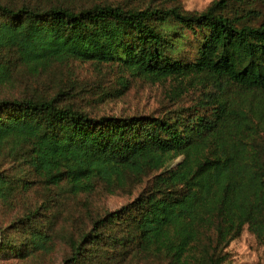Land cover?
I'll return each mask as SVG.
<instances>
[{"label": "trees", "instance_id": "trees-1", "mask_svg": "<svg viewBox=\"0 0 264 264\" xmlns=\"http://www.w3.org/2000/svg\"><path fill=\"white\" fill-rule=\"evenodd\" d=\"M229 1L214 0L198 13L178 5L127 8L98 3L78 9L0 3V85L9 82L17 63L31 71L69 60L117 63L150 81L206 78L219 93L201 101L209 114L160 117L154 113L91 115L55 94L0 98V155L12 140L45 184L66 182L71 193L91 192L97 183L113 193L129 181L153 176L132 201L92 220V226L67 238L62 264H95L112 248L165 252L186 262L201 234L196 264H226L224 248L246 224L264 244V164L258 153L247 158L248 114L236 109L228 87L255 95L264 104V20L237 26L223 15ZM243 1V0H235ZM173 20L203 31L197 57L184 62L171 55L160 26ZM171 93V92H170ZM249 110V109H248ZM22 178L0 170V200L23 190ZM40 206L37 207L39 209ZM37 209L20 217L23 239L0 241V256L24 258L51 249ZM120 224L123 230L116 231ZM19 231V228L16 229ZM210 232L213 233L210 235Z\"/></svg>", "mask_w": 264, "mask_h": 264}, {"label": "rangeland", "instance_id": "rangeland-1", "mask_svg": "<svg viewBox=\"0 0 264 264\" xmlns=\"http://www.w3.org/2000/svg\"><path fill=\"white\" fill-rule=\"evenodd\" d=\"M214 0H0V3L17 7L23 3L31 6H49L61 4L78 9L98 3H109L127 8H143L149 5H178L187 13H198L206 9ZM234 20L237 26H257L264 20V0L229 1L220 11ZM4 17L0 14V19ZM162 33L170 42L169 52L177 59L191 62L197 57V51L203 40V31L198 28H186L168 20L160 26ZM178 84L174 78L150 81L144 77L131 75L117 63H96L94 61L69 60L54 62L45 68L31 71L26 66L16 64L9 82L0 85V98H21L24 96L50 97L60 94L61 104H72L86 110L91 115H132L135 113H154L160 117L194 116V112L209 114V107L201 101L219 93L216 85L206 78L186 77L182 92L174 95L172 89ZM230 95L236 109L247 112L251 122L247 133L248 147L246 157L253 158L258 153L264 164V104L255 95L230 86ZM171 92V93H170ZM264 101V100H263ZM249 109V110H248ZM12 140L3 144L0 155V170L11 178L20 177L24 181L23 190L13 194L8 200H0V241L4 237L17 242L23 239L20 217L37 209V218L51 236V249L37 251L24 258L14 256L1 257L0 264H62L70 252L67 238L89 230L92 220L105 213L117 210L132 201L150 184L153 176L174 167L181 161L182 155L172 159L158 171L144 175L139 181L128 184L113 193L108 192L102 183H97L91 192L71 193L66 182L59 185H47L43 178L32 170L21 155L11 151ZM19 228V231L16 229ZM116 231L123 230L120 224ZM213 233L210 232V235ZM205 234H201L192 251L186 252V262H175L165 252H144L132 247L124 254L110 248L102 259L95 264H196L194 257L204 243ZM226 264H264V244L245 224L240 233L227 247Z\"/></svg>", "mask_w": 264, "mask_h": 264}]
</instances>
